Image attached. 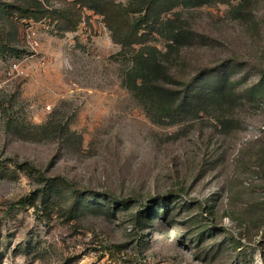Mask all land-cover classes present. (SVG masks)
Instances as JSON below:
<instances>
[{"label":"rangeland","instance_id":"1","mask_svg":"<svg viewBox=\"0 0 264 264\" xmlns=\"http://www.w3.org/2000/svg\"><path fill=\"white\" fill-rule=\"evenodd\" d=\"M28 1L0 0V264H264V0L163 14L188 33L150 38L168 87L218 71L241 95L165 123L104 16L65 32L73 0Z\"/></svg>","mask_w":264,"mask_h":264},{"label":"trees","instance_id":"2","mask_svg":"<svg viewBox=\"0 0 264 264\" xmlns=\"http://www.w3.org/2000/svg\"><path fill=\"white\" fill-rule=\"evenodd\" d=\"M234 1L238 0H132L129 7H123L112 0H73L71 11L63 14V18L68 21L63 29L65 32L77 30L80 24L76 15L78 6L104 16L114 42L121 44L125 51L129 49L132 54L133 66L125 74V86L153 122H179L208 107L234 102L241 95L232 88L233 82L218 71L205 73L199 81H189L182 89L168 87V84H172V76L157 47L149 42L150 38H153L154 33L163 36L170 51L180 45L188 33L185 28L174 25L173 20L163 19L164 13L178 6L199 7L214 3L231 4ZM28 4L36 8L41 2L34 0V3L28 1ZM37 10L43 11L40 8ZM131 13L139 15L130 19ZM136 45L140 47L136 49ZM260 88L263 89L253 88L252 91L257 90L264 96V80ZM68 131L69 136H75ZM48 181L46 192L49 195L56 183Z\"/></svg>","mask_w":264,"mask_h":264},{"label":"built area","instance_id":"3","mask_svg":"<svg viewBox=\"0 0 264 264\" xmlns=\"http://www.w3.org/2000/svg\"><path fill=\"white\" fill-rule=\"evenodd\" d=\"M25 36L27 40V45L32 49H35L37 46V41L35 39L36 31L33 29V25L28 26ZM21 63V61H13L10 64V72L16 73L18 75L22 74L24 71L22 70Z\"/></svg>","mask_w":264,"mask_h":264}]
</instances>
